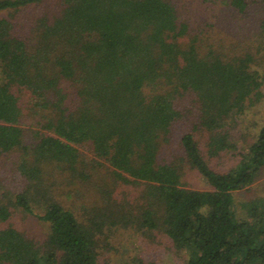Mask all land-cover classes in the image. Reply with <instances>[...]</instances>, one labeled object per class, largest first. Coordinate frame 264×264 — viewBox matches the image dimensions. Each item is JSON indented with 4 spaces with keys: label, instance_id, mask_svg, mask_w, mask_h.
<instances>
[{
    "label": "trees",
    "instance_id": "1",
    "mask_svg": "<svg viewBox=\"0 0 264 264\" xmlns=\"http://www.w3.org/2000/svg\"><path fill=\"white\" fill-rule=\"evenodd\" d=\"M191 3L211 31L183 0H0V157L16 174L0 181V264H100L108 228L160 232L186 264H264V197L244 219L235 199L264 172V126L241 152L235 132L264 98V0ZM179 123L177 162L165 150ZM182 163L210 188H187ZM52 173L95 186L86 221ZM21 215L46 227L43 243Z\"/></svg>",
    "mask_w": 264,
    "mask_h": 264
},
{
    "label": "rangeland",
    "instance_id": "2",
    "mask_svg": "<svg viewBox=\"0 0 264 264\" xmlns=\"http://www.w3.org/2000/svg\"><path fill=\"white\" fill-rule=\"evenodd\" d=\"M181 3H178V6ZM186 18L191 21L193 27L200 31L206 29L208 32L213 28L208 22H214L205 14H198L200 11L197 6H193L191 0H183ZM233 30L225 24L214 27V35L222 37L230 41L232 39ZM230 39V40H229ZM264 126V98L255 107L247 112V115L242 118L236 126L235 132L240 140L238 142L239 152L242 149H247L249 144L255 141V134L259 132ZM187 123H179L173 129V137L171 145L165 150V156L170 160L179 162L183 153L181 150V138L187 131ZM198 139L201 142V150L207 155V135L206 133H197ZM83 152L87 156L91 154L84 149ZM237 152V153H239ZM240 154L237 156L226 155L221 158L210 160L212 166L218 169L226 170L233 167ZM2 158L0 157V181L3 179L9 182L16 178V174L12 173L10 167L4 168ZM182 165H184L182 163ZM183 183L187 188L196 190H207L209 184L199 175V173L191 168L189 165H184ZM106 172V168L101 169ZM56 173V172H55ZM55 174L51 175L54 186L55 198L62 201L66 206L72 208L77 216L86 221L89 214L92 212L94 204L97 203L99 197L97 196L95 186H88L81 183L71 182L68 180H59ZM59 181V182H58ZM97 181V180H95ZM53 184V185H54ZM264 197V172L256 180V182L249 188L235 193L236 212L240 219L247 217L246 207L249 203ZM17 222L21 229L26 231L29 235L36 238L37 241L42 242L45 239L46 227L40 222L33 219H26L24 216H19ZM154 238L151 234H143L133 229H118L112 230L108 228L106 233L100 239L99 252L100 264H136V259H140L145 264H186L188 256L185 252H180L174 249L171 241L162 233L155 234Z\"/></svg>",
    "mask_w": 264,
    "mask_h": 264
}]
</instances>
